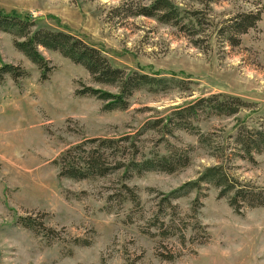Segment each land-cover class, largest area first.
<instances>
[{"label": "rangeland", "instance_id": "1", "mask_svg": "<svg viewBox=\"0 0 264 264\" xmlns=\"http://www.w3.org/2000/svg\"><path fill=\"white\" fill-rule=\"evenodd\" d=\"M172 1L181 9H204L198 0ZM119 3L0 0L5 13L30 16L38 28L67 31L101 51L115 68L167 78L175 74L183 81L166 90L141 89L128 110L103 112L102 102L77 97L75 91L92 87L115 93L114 88L94 84L85 69L45 50L42 55L54 70L50 80L42 82L40 71L14 48L12 37L0 32L2 62L29 73L18 83L9 76L0 83V264H264V208L239 216L212 186L175 199L176 214L162 202L217 165L190 133L177 132L169 140L174 148H194L188 168L173 175L148 173L127 182L141 198L138 208L120 202L118 176L82 182L58 177L54 161L67 149L88 139L134 134L147 121L212 95L239 97L252 106L233 117L201 118L196 124L201 133L225 139L239 124L264 127V0L213 3L206 16L209 26L199 38L201 49L176 28L154 19L108 21ZM258 11L261 22L242 37L239 48L219 42L216 27L238 14ZM145 139L143 146L155 152L158 139L151 134ZM255 161H237L230 166L231 173L264 190V154L255 156ZM196 199L205 230L193 229L190 216ZM21 217L43 220L60 239L49 244L48 238L23 228L18 223ZM162 222L164 229L178 226L175 236H158ZM75 239L89 241L90 246H75ZM161 254L178 258L169 262Z\"/></svg>", "mask_w": 264, "mask_h": 264}, {"label": "trees", "instance_id": "2", "mask_svg": "<svg viewBox=\"0 0 264 264\" xmlns=\"http://www.w3.org/2000/svg\"><path fill=\"white\" fill-rule=\"evenodd\" d=\"M229 0H198L204 9L185 10L179 8L172 0H120L112 8L108 21L122 22L131 18L154 19L159 24L176 28L186 35L195 48L201 49V35L209 23L206 16L213 3ZM206 14V15H205ZM262 20V12L238 14L216 27V37L224 47L239 48L242 37L257 29ZM37 21L30 16L10 14L0 10V32L8 34L13 39L14 48L40 71L41 81L47 82L53 73L51 66L41 50L58 53L76 66L85 69L94 84L108 86L115 93L84 87L76 90L77 97L95 98L103 103V112L126 111L134 94L144 88L150 90H166L172 84L183 81L172 74L171 78L159 74L128 72L111 65L109 59L98 49L89 46L80 38L67 31H52L38 28ZM9 76L15 83L29 77V73L19 66L4 64L0 57V83ZM252 104L243 99L226 94H217L197 99L187 106L179 107L165 117L147 121L140 131L118 138H93L73 146L54 161L58 168V177L77 182L119 177L120 188L118 198L122 204L131 203L135 208L141 204V198L136 189L127 185L134 177H142L148 173L176 174L191 164L193 147L185 149L170 146L169 140L176 137L177 132L185 131L198 137V144L207 149L217 160V165L207 168L194 182L185 184L182 188L165 196L162 202L176 214L177 207L173 201L184 197L190 192L201 191L203 186H212L219 192V198L226 199L228 205L239 216L249 209L264 208V190L253 185L240 182L232 173L231 168L237 161L255 163V156L264 154V127H248L239 124L233 135L217 136L215 133L203 134L196 127L201 118L233 117ZM148 134L157 138L156 151H147L143 146ZM163 145L164 153L159 150ZM170 147V148H169ZM230 166H232L230 168ZM113 199V195L108 201ZM199 206V207H198ZM200 200L196 199L190 218L194 220L193 229H204L198 219ZM43 221V220H42ZM39 223L30 217H21L18 223L36 235L48 238L51 244L59 236V232L48 228L44 222ZM165 222L160 223L159 237L175 236L174 224L165 228ZM173 224V222H172ZM154 226V225H153ZM190 225H184L188 230ZM155 237L156 234L147 231ZM182 242L185 235L181 234ZM60 237H58V240ZM207 241L201 243L206 244ZM75 246H90L89 241L75 239ZM165 261L172 262L178 257L160 255Z\"/></svg>", "mask_w": 264, "mask_h": 264}]
</instances>
